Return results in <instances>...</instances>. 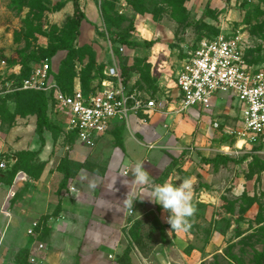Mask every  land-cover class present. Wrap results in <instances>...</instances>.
Wrapping results in <instances>:
<instances>
[{
  "label": "rangeland",
  "instance_id": "1",
  "mask_svg": "<svg viewBox=\"0 0 264 264\" xmlns=\"http://www.w3.org/2000/svg\"><path fill=\"white\" fill-rule=\"evenodd\" d=\"M87 1L84 0L85 3ZM98 6V24L88 31L87 41L82 42L78 36L72 59L66 61L67 50H59L54 56L57 81L81 77L94 85L108 66L126 65L134 87L152 95L158 103L154 117H148L146 121L152 125L148 135L152 138L147 137L150 140L144 156L136 162L144 164L155 183H163L171 176L169 182L179 184L182 178H190L193 174L197 182L193 185L197 193L192 199L194 212L188 218L186 230L171 232L166 221L168 212L164 213L162 207L151 201L147 204L138 200L134 209H130L133 213L128 215L127 224L131 227L120 228L118 247L110 252L114 258L109 259L119 264H256L254 255L264 246L262 237L253 234L261 225L258 214L264 217V143L248 142L241 149L236 147L238 140L244 141L238 137L241 111L236 99L226 96L210 112L198 109L199 114L191 113L180 109L176 83L184 58L203 38L232 32L254 44L264 40V0H225L224 7L215 9L209 5L201 9V5L189 4L188 0H101ZM83 7L86 8L85 5ZM75 14L74 0H0V58L32 62L36 60L34 56H45L66 38ZM107 23L113 25L111 31L107 30ZM117 35L126 37L137 46L116 42L114 37ZM157 41L164 45L154 53L153 45L148 43ZM116 48L123 56L122 63ZM38 103L39 94L34 92L0 98V158L7 160L11 170L16 168L12 173L6 171L5 180L0 182V198L5 203L0 208L3 214L8 208L14 212L22 210L24 186L21 183L40 179L48 165L51 171H63V160L56 167L57 154H70L79 146L71 138L63 141L59 137L54 142L47 130L41 139L37 132ZM59 118L60 129L64 130L65 116L60 114ZM50 120L58 124L52 118ZM215 121L218 127L213 125ZM125 131L116 130L108 134L107 147L102 144L94 148L83 147L85 161L90 165L91 162H99L105 168L103 164L109 160L116 140L124 141L127 136ZM135 136L141 143L146 139L145 135L137 132ZM67 145H70L69 149H65ZM223 145L237 150L234 153L237 162L226 167L231 174L226 173V184L218 187V208L214 212L211 209L207 217V206L198 199L207 183L200 179L202 174H197L205 168L202 157L218 154L217 149ZM76 162L72 178L84 173L78 183L85 188V194L89 193L87 184H96L92 187L89 203L96 200L95 195H102L101 184L112 188L131 186L137 191L149 186L131 183L135 161L126 170L129 171L127 176L123 175L124 166L115 175L95 176L80 171L82 163ZM157 165L161 167L158 172L162 173L158 177L154 170ZM244 173L249 178L253 173H258V176H254L255 181L248 192L235 198L231 192L234 186L231 177H240ZM254 202L260 205V210L254 219H247L244 213ZM115 238L118 239L117 236ZM64 239L75 246L80 243V239L71 233ZM25 241L21 232L13 239L8 229L0 244V264H26ZM70 251L69 247L68 254L60 256L61 264L71 261L73 252Z\"/></svg>",
  "mask_w": 264,
  "mask_h": 264
},
{
  "label": "crops",
  "instance_id": "2",
  "mask_svg": "<svg viewBox=\"0 0 264 264\" xmlns=\"http://www.w3.org/2000/svg\"><path fill=\"white\" fill-rule=\"evenodd\" d=\"M79 3L82 7L81 9L86 14V19L83 20L81 24L82 30L79 35V39H82V42H85L90 36L88 31L95 29L98 24V5L101 4V0H88L86 3L84 0H79ZM188 3H197L203 7L201 9H204L206 5H209V7L213 9L225 6V0H188ZM84 5L86 8L83 7ZM84 30H86L85 33ZM163 45L164 44L161 42H155V44H153L154 53H156L155 50L161 49ZM155 57L156 56H154V58ZM179 93L180 92L178 90L176 97L178 98L180 105L181 98L179 97ZM222 100H225V98H221L220 96L215 98L213 106L208 110L202 107H191L187 110L191 113H198L199 110L203 112H210L212 108ZM59 115L60 112L58 113L53 106H51L49 117L57 122L58 124L56 125L58 126L59 123H61ZM153 117L154 116L152 115L150 118ZM116 130L118 132H120V130H126L125 134L127 136L124 141L123 139L118 141L116 140L109 160L103 164L105 165V168H103L99 162H91L92 164L90 165L89 161H85L86 157L84 158L85 150L83 147L86 146L76 142L75 140V142L79 144L77 150L75 149L70 154L65 152L64 155L57 152L59 158H57L58 162L56 163V167H58L57 165H59L65 158L70 161L69 165L72 174L68 180L65 179L64 171H58L56 169L51 171L50 166L48 165L40 179L21 183L22 186H24L21 205L22 210L20 212H14L8 208L6 209V214L0 213V244L3 243L4 236L8 229L11 230V237L13 239L19 232H21L22 236L26 240L25 247H27L24 255L25 261L27 262L26 264H30L28 259L36 240L30 236L27 231L32 222L40 220V222L43 223L44 228L37 240L43 241L47 245V250L45 252L46 259L42 264L63 263L60 256L68 254L66 251L69 247L72 250L70 252H73V254L69 263L67 259L66 263L68 264H119L109 259L110 257L111 259L114 258L110 252H114L115 247H118L116 244L119 243L117 240H120L121 238L119 237L120 228L125 227L127 229L131 227L127 224V219L129 213H133V211L131 212L130 209L125 206L123 200L126 199L127 193L130 191V188H132L137 192L140 198L143 199L141 201H146L148 204V201L150 202L151 200L146 197L150 194L151 186L149 185L143 187L137 191L131 186H118V188H112L101 184L100 192L102 195H95L94 198L96 200H91L89 203L88 199L92 197V187L96 184H87L86 186L89 193L85 194V188L83 189L78 183L82 180L81 176L84 174L83 172H80L82 170L94 174L95 176H104L105 174L107 176L108 174L115 175L116 171L119 170L120 167L124 166L123 174H128L129 171H127V173L125 171L129 170V167L134 164L133 162L143 158L145 153L144 149L147 147L149 140L152 138L148 136L152 130V125H150L149 121L146 123L142 122L137 117H132L128 123H116L109 132L98 140L94 147L100 144H102L101 146L107 147V135L113 133V131L115 132ZM136 132L145 135L146 139H143L142 143L135 136ZM127 133L130 136H128ZM40 137L43 140L44 134ZM59 137L65 141L68 137H70V135L65 134L62 130ZM147 137H150V139L148 140ZM239 141L240 140H238L236 144L238 149L240 148L238 146ZM243 142H245L244 144H248L246 141ZM262 143H264V141L261 140L258 144L261 145ZM69 146L70 145H67L65 149H69ZM217 151L218 154L208 156L206 158H204V156L202 157V161H204L202 165H204L205 168H201L200 172L197 174H202L200 179H203V181L207 183L203 187L204 189L200 192V196L198 195V199L203 203V205L206 204L207 206V217H209V211L211 209L214 212V210L218 208V198L220 196L218 187L220 184H226V173L231 174L229 169H226V167L229 164H235L237 162L234 158V153H236L237 150L233 151L229 145H223L221 148H218ZM76 161H80L82 163L79 167L82 169L79 171V175L72 178L76 170ZM154 168V170L157 171V173L155 172L156 177L162 174L161 172H158L161 170L159 165L154 166ZM262 172L264 173V169ZM254 176L257 177L258 173H253L251 178L247 177L245 173L240 177H231V180H233L232 184L234 185L231 191L232 195L235 198H239L244 193L248 192L251 187V183L255 181ZM89 177L93 179L91 176ZM169 177L170 179L172 178L171 176ZM190 178L192 179L193 185H195L197 183L195 182V175L193 174ZM197 178L199 177L197 176ZM170 179L168 180L167 177L166 180L169 182ZM196 194L197 193L193 189V196ZM83 197L87 198L84 199ZM3 204L5 203L4 201L2 202L0 198V208H2L1 206ZM158 207L161 206L158 205ZM259 210L260 205L257 202H254L247 207L244 217L247 219H254ZM165 212L166 211H164V213ZM70 233L75 238L80 239V243H78L77 246L73 245L72 242L64 241V238L69 236ZM115 236H117L118 239H116ZM56 255H58V257H56Z\"/></svg>",
  "mask_w": 264,
  "mask_h": 264
},
{
  "label": "built area",
  "instance_id": "3",
  "mask_svg": "<svg viewBox=\"0 0 264 264\" xmlns=\"http://www.w3.org/2000/svg\"><path fill=\"white\" fill-rule=\"evenodd\" d=\"M53 59L33 64L29 74L19 78L22 64H10L7 58H0V95L20 90L46 92L53 108L65 116L64 133L74 135L76 142L88 148H93L116 123H128L132 117L146 122L158 110L154 97L123 81L118 64L108 66L105 77L88 92L82 89L79 79L75 80L73 91L66 92L56 79ZM176 85L181 110L194 106L208 110L219 96L236 99L241 111L238 137L252 144L264 139L263 39L254 44L243 36L221 32L199 40L184 58ZM214 126L218 127V122ZM7 168V160L0 158V170ZM43 228L40 220L28 228V234L36 240L28 259L30 264H42L46 259L47 245L37 240Z\"/></svg>",
  "mask_w": 264,
  "mask_h": 264
},
{
  "label": "trees",
  "instance_id": "4",
  "mask_svg": "<svg viewBox=\"0 0 264 264\" xmlns=\"http://www.w3.org/2000/svg\"><path fill=\"white\" fill-rule=\"evenodd\" d=\"M74 7H75V17L72 19L71 22V29L68 32L66 38H64L58 46H56L55 48L51 49L50 51H48V53L45 56H34L36 60L32 61V62H28V61H23L20 62L22 64V72L21 75L19 76V78H24L26 77L30 70H31V66L35 63H39L42 60H44L45 58H49L52 59L54 58V56L56 55L57 51L59 50H67L68 54L66 57V61H69V59H72V53L75 49V43L77 41V38L80 34V28H81V24L82 21L86 19V14L83 12V10L81 9L79 0H74ZM112 24L111 23H107V30L111 31L110 29L112 28ZM116 42H120L123 44H126L129 47H135L137 46L136 43L134 42H130L126 39V37L123 36H119L117 35V37H114ZM149 45H153V42H149ZM115 51L118 54V58L120 60V62H123V56L120 53V49L116 48ZM70 57V58H68ZM10 64H14L15 61H9ZM58 75V72H56V75ZM62 75V74H61ZM105 77V74L99 79L102 80ZM122 78L123 81L128 84V82H130V72L129 69L126 65L122 66ZM77 78L74 79H70V80H64V79H59L58 82L61 86V88L66 91L71 93L73 91V87L75 84V80ZM98 80V81H99ZM80 84L82 86V89L85 92H88L93 84H88L86 82V80H82V78H79ZM26 92H34V93H38L39 94V103H38V107L36 109V115H37V132L40 136H43V134L45 133L46 130L50 131L52 134V137L54 139V141H57L62 130L60 129V127L54 123L51 122L50 118H49V107L52 106V99L50 98V96H48V94L46 92L43 91H35V90H20V91H16V92H12V93H7L5 95H0V98H7V97H12L15 95H19L21 93H26ZM49 104H51V106H49ZM71 139L75 140V136L74 135H70ZM66 139L69 140V139ZM70 161L65 158L62 161V167H63V171L65 173V179L68 180L71 177V168L69 165ZM13 165V164H12ZM12 166H9L6 170H0V182L4 181L5 178V172L6 171H10V173H12V171H15L16 168H13ZM244 195V194H243ZM258 223L261 224L259 226V228H257V230L253 233V234H259L262 237V241L264 243V217H262V215L259 213L258 214ZM255 235H251V237H254ZM254 259H255V263L256 264H262V262L264 261V246L262 251H256L255 255H254Z\"/></svg>",
  "mask_w": 264,
  "mask_h": 264
},
{
  "label": "clouds",
  "instance_id": "5",
  "mask_svg": "<svg viewBox=\"0 0 264 264\" xmlns=\"http://www.w3.org/2000/svg\"><path fill=\"white\" fill-rule=\"evenodd\" d=\"M123 175L127 176V174ZM179 179L181 178H178V180ZM126 181L125 183L129 184ZM131 183L136 186L151 185L150 194L146 198L160 205L163 210L169 213L166 217V221L170 225L171 232L187 229L188 218L191 217L194 212L192 206L193 182L191 178H182L179 184L176 182L170 183L168 181L155 183L144 164L138 161L131 169ZM138 199L143 200L136 191L130 188L126 199L123 201L126 207L134 209V204Z\"/></svg>",
  "mask_w": 264,
  "mask_h": 264
},
{
  "label": "bare ground",
  "instance_id": "6",
  "mask_svg": "<svg viewBox=\"0 0 264 264\" xmlns=\"http://www.w3.org/2000/svg\"><path fill=\"white\" fill-rule=\"evenodd\" d=\"M244 143H245V142L242 143V142L240 141V143L238 144V146H239L240 148H242L243 145H244Z\"/></svg>",
  "mask_w": 264,
  "mask_h": 264
}]
</instances>
